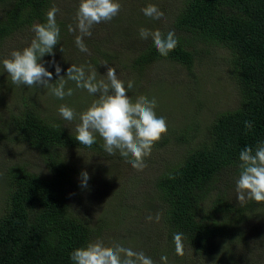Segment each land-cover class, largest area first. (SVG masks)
<instances>
[{"label":"trees","instance_id":"trees-1","mask_svg":"<svg viewBox=\"0 0 264 264\" xmlns=\"http://www.w3.org/2000/svg\"><path fill=\"white\" fill-rule=\"evenodd\" d=\"M52 1L0 0V48L22 34L24 28L44 23ZM145 1L152 6L156 3ZM165 9L163 12L159 6L163 14ZM56 20L61 30L58 45L64 49L61 51L57 45L54 50L101 69L114 63L122 65L119 58L128 55L129 71L141 76L148 75L152 64L161 60L175 61L192 73L194 62L210 52L208 48L199 49V44L227 51L226 71L236 90L235 106L216 113L200 134L191 132L198 124L162 135L145 158L146 166L154 171L147 179L152 197L143 193L149 200L145 206H137L149 210L153 218L159 215L158 222H150L157 226V232L165 234L171 254L177 256L172 255L174 260L183 257L185 264L223 262L219 255L223 248L216 243L222 238L234 240L241 236L236 233L244 230L247 220L254 219L251 215L257 209L264 207V202L252 200L241 204L231 192L239 175V151L264 141V0H181L170 20L157 26L150 24L155 27L153 33H176L179 43L167 57L161 56L151 43L143 44L138 39L139 33L146 31L139 14H123L97 24L106 34L93 32L85 37L86 53L75 45L79 33L68 30L69 25L74 29L76 15ZM116 20L129 26L116 33ZM18 97L15 105L0 107V137L25 144L40 155L49 171L25 165L0 168L4 192V199H0V264H71L70 252L92 245L102 235V229L68 203L60 152L80 148L106 157L103 141L97 136L90 148L79 144L74 138L75 128L66 125V120L42 113L26 92ZM245 121L252 123L251 130L245 128ZM156 154L169 156L162 161V169L155 168ZM109 160L116 163L120 158ZM177 233L182 234L181 252H177L174 240ZM252 252L255 250L250 249L249 254Z\"/></svg>","mask_w":264,"mask_h":264},{"label":"rangeland","instance_id":"rangeland-1","mask_svg":"<svg viewBox=\"0 0 264 264\" xmlns=\"http://www.w3.org/2000/svg\"><path fill=\"white\" fill-rule=\"evenodd\" d=\"M154 1L156 3L153 6L156 5L158 9L161 6L163 12L166 8V14L164 13L166 21L170 20L172 10L181 2V0ZM78 2L79 0H53L52 7L59 9L56 19L59 21L65 19L66 16L76 15ZM120 2L121 10L117 16L123 17L125 14L128 17H134V14H139L146 31H154L155 27L146 22L141 15L143 11L153 7L151 3L145 0L143 3L141 0H120ZM76 24L77 20H74V29ZM154 25L157 26V24ZM128 26L129 24L123 20L115 21L116 33ZM93 32H98L100 36L106 34L98 25L93 26ZM33 36L32 26L24 28L22 34L5 42L6 46L1 45L0 59L7 57L14 48L20 49L27 46ZM198 48H203V51L208 48L207 51L210 52H206V54L202 52L205 56L201 55V59L194 62L192 73H188L181 64L175 61L161 60L152 64L150 68L152 73L148 71V75L141 76L137 72L129 71V66H126L130 60L127 58L128 55L119 58L122 65L114 63L111 67L116 69L118 78L125 84H135V92L132 97L129 96L133 103L142 98L156 99L157 115L166 119L167 131L178 130V128L182 131L199 124L197 129L193 128L191 132L198 131L197 134H200L201 130L209 125L216 113L235 106L236 90L226 71L229 57L227 51L219 47L210 48L202 44H199ZM58 49L63 50V45H58ZM53 58L61 66V75L64 74V70L70 64H76L85 66L86 72L89 68H96L99 73L97 79L107 80L105 73L107 68L101 69L89 62L80 63L59 50H54V57L46 56L43 60L47 62ZM45 66L48 67L49 71H53V79H55L56 75L51 64L46 63ZM157 72L161 73V76H157ZM100 74L104 75L101 76ZM57 82L58 78L50 83L55 85ZM67 87L73 89V94L59 100L51 94L47 87L12 84L10 76L3 72L2 67H0V107L3 108H7L9 104L15 105L19 100L18 96L22 92H26L30 94L32 99H35L42 113L63 119L58 112L60 105H67L78 114L97 99L96 96L90 95L86 90L77 88L72 81L68 82ZM66 123V125L76 128L79 118L77 116L75 120L66 121ZM161 152L165 153V149L164 151L161 149ZM92 154L88 150L80 148H71L60 152V157L63 158L61 160L63 164L60 163L61 170L64 172V176H62L63 190L68 203L78 214L83 215V217L88 216L93 226L98 225L102 229V235L93 240L92 245L99 240L104 241L106 246L115 241L134 250H142L153 259L154 264H164L161 261V256L167 257L166 264H185L183 257L179 261L174 260L172 255L177 256L174 252L171 254L165 234L163 236L160 230L157 232V226L151 225L147 219L149 210L137 208L140 204L145 206L149 200L145 194L152 197L151 185L148 184V180L154 172L152 168L146 166L143 170H137L130 167L122 159L115 163L109 160L107 156ZM163 157L165 159L158 154L154 155L156 159L155 168L162 169V161L168 159L169 156ZM41 159L40 155L18 140L9 142L0 137L1 169L11 165H25L46 173L49 169L44 167ZM81 172H87L90 177L87 187L81 186ZM128 181L130 184L127 183ZM234 189L235 183L231 189L232 196L235 197ZM1 198L4 199V192L0 182ZM256 212L251 215L254 219L246 221L243 226L244 230L236 233V236L239 234L241 236L234 238V240L222 238L216 243V246L223 248L219 251V255H222L221 258L224 261L219 264H232L233 262L235 264H264V207L257 209ZM250 249L255 250V252L249 254ZM250 256H252L251 259H249Z\"/></svg>","mask_w":264,"mask_h":264},{"label":"clouds","instance_id":"clouds-1","mask_svg":"<svg viewBox=\"0 0 264 264\" xmlns=\"http://www.w3.org/2000/svg\"><path fill=\"white\" fill-rule=\"evenodd\" d=\"M121 10L120 0H79L76 10L77 24L69 31H77L75 45L80 52H88L84 42L85 37L92 35L94 25L111 21ZM59 9L52 7L46 13V21L32 26L34 33L30 43L20 49H12L9 55L0 59V67L17 86H40L50 89L51 94L59 100L71 96L73 89L67 87L69 81L75 83L77 88L86 90L90 95L96 96L90 106L80 113L65 105H60L58 112L66 121L79 118L75 128V140L86 147L97 142V136L103 141L102 147L108 158L119 156L130 167L143 170L146 167L145 158L151 154L154 144L159 141L168 130L167 121L163 116L157 115V101L155 98H142L133 103L132 94L135 84H125L117 76L114 67L106 69L107 80L97 79L99 74L96 68L70 64L61 75V66L55 59L45 62L47 55L54 57V48L58 45L61 30L56 16ZM144 20L150 24H162L166 21L165 15L158 9L150 7L141 13ZM138 39L143 44L151 46L164 57L173 51L179 41L176 33L169 30L163 32L141 31ZM62 51V49H60ZM46 63L51 64L53 71H49ZM103 65H108L107 63ZM104 73V74H105ZM103 74V75H104ZM101 75V74H100ZM101 75V76H103ZM58 82L52 85L50 82ZM252 123L245 121V128L251 130ZM239 175L235 180V193L237 202L243 204L248 200L264 202V141H258L255 148L245 146L239 151ZM90 179L87 172L80 173L82 187H87ZM149 221H159L147 217ZM182 234L177 233L174 240L177 242V252H181L180 241ZM69 259L71 264H154L153 259L142 250L137 251L131 247L112 241L108 246L99 240L88 247L74 248ZM166 264L167 257L161 256Z\"/></svg>","mask_w":264,"mask_h":264}]
</instances>
